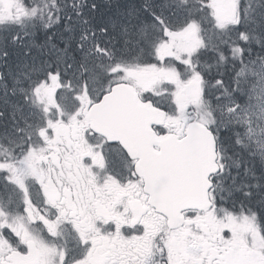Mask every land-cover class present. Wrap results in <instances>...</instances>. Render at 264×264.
<instances>
[{"label":"snow or ice","instance_id":"obj_1","mask_svg":"<svg viewBox=\"0 0 264 264\" xmlns=\"http://www.w3.org/2000/svg\"><path fill=\"white\" fill-rule=\"evenodd\" d=\"M0 264H264V0H0Z\"/></svg>","mask_w":264,"mask_h":264}]
</instances>
